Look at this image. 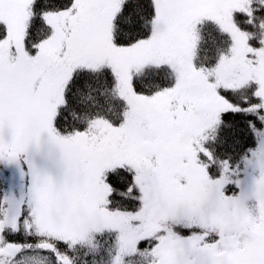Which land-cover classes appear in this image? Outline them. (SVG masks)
Returning <instances> with one entry per match:
<instances>
[{
    "label": "snow or ice",
    "instance_id": "1",
    "mask_svg": "<svg viewBox=\"0 0 264 264\" xmlns=\"http://www.w3.org/2000/svg\"><path fill=\"white\" fill-rule=\"evenodd\" d=\"M0 264H264V0H0Z\"/></svg>",
    "mask_w": 264,
    "mask_h": 264
}]
</instances>
